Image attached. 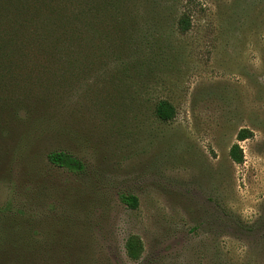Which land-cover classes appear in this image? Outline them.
Returning a JSON list of instances; mask_svg holds the SVG:
<instances>
[{
    "label": "rangeland",
    "instance_id": "obj_1",
    "mask_svg": "<svg viewBox=\"0 0 264 264\" xmlns=\"http://www.w3.org/2000/svg\"><path fill=\"white\" fill-rule=\"evenodd\" d=\"M49 1L58 48L43 10L1 37L0 264H264V0Z\"/></svg>",
    "mask_w": 264,
    "mask_h": 264
},
{
    "label": "trees",
    "instance_id": "obj_2",
    "mask_svg": "<svg viewBox=\"0 0 264 264\" xmlns=\"http://www.w3.org/2000/svg\"><path fill=\"white\" fill-rule=\"evenodd\" d=\"M124 1L128 2L127 0ZM172 1L174 2L175 0H152V3L156 2L158 4L159 2H161L164 6H172V4L169 5V2ZM135 3L136 0L130 1L128 2V6L132 8L133 6H135ZM53 6L55 5L49 0H0V46L2 44L1 37H4L6 33L12 34L14 26L20 27L24 25L22 27L23 29L28 28L30 25H32H29V23L32 21L30 16L32 17L34 15H37L39 11L43 10L45 12L46 18L38 20L39 27L42 28V33L39 34V31L34 29L32 34L34 36L41 35L44 37L41 42L47 43L45 45L47 51L51 50L52 45L58 48L59 46H57V44L60 43L57 40L54 41L51 39V37L55 33L54 30H52V24L54 22H58V32H61V34L63 35V39H66V32L65 30L61 29L64 27V22H66V20H64L62 14L58 12V10L53 8ZM87 12L88 11H86L85 13L87 14ZM113 14L114 15L112 21L117 22V24L120 21H122V23L124 24L125 21H130L134 18L133 14L128 11L127 6H123L122 8H120L119 6V10H115ZM83 15L84 12H81L80 10L75 12H68V17L72 21L82 19ZM7 19H15L16 21L13 24H10L6 21ZM18 22L19 24H15ZM188 26L189 22L187 17L185 15H181L176 21L177 29L183 33L188 29ZM6 28L9 29L8 32H4ZM74 33L75 32H73V35L72 33H70L69 37L73 39L75 37ZM14 51L17 52V50ZM152 113L157 120L161 122H169L173 119L175 110L173 106L166 100H158L153 106ZM249 137L250 132L245 129H240L235 135V139L237 141H242ZM228 157L234 164H240L242 162L241 151L236 144L230 146L228 150ZM46 159L50 164L59 168H63L71 173L80 172L83 169L78 160L64 153L50 152L46 155ZM119 199L122 204L126 205V207L130 209L136 208L137 200L135 197L131 195H121ZM123 249L127 259L132 261L137 260L141 253V244L139 239L133 235L128 236L124 242Z\"/></svg>",
    "mask_w": 264,
    "mask_h": 264
}]
</instances>
